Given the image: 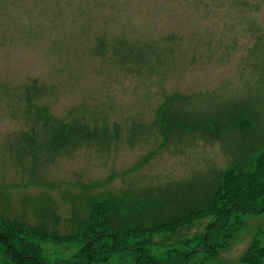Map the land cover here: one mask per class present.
I'll list each match as a JSON object with an SVG mask.
<instances>
[{
    "label": "rangeland",
    "instance_id": "374dc122",
    "mask_svg": "<svg viewBox=\"0 0 264 264\" xmlns=\"http://www.w3.org/2000/svg\"><path fill=\"white\" fill-rule=\"evenodd\" d=\"M60 123L78 128L65 144L54 140ZM263 148L264 0H0L3 227L67 234L105 198L153 225ZM248 216L220 251L226 264L264 221ZM211 220L145 249L161 261ZM43 247L54 264L79 246ZM5 249L0 264H19ZM133 259L121 250L109 264Z\"/></svg>",
    "mask_w": 264,
    "mask_h": 264
},
{
    "label": "trees",
    "instance_id": "16d2710c",
    "mask_svg": "<svg viewBox=\"0 0 264 264\" xmlns=\"http://www.w3.org/2000/svg\"><path fill=\"white\" fill-rule=\"evenodd\" d=\"M77 129L71 124L60 123L54 140L68 143ZM250 166L234 165L226 169L220 183L206 197L179 204L177 211L161 220L156 216L158 220L153 225L141 224L142 213L134 223L127 212L114 213L115 203L111 198L92 199L88 202L87 215L73 217L76 222L73 232L52 234L33 228L11 229L0 225V241L7 255L13 258L11 260L19 264H51L43 247L49 242L79 246L71 258L54 264H109L111 257L121 250L133 253L134 259L129 264H226L218 256L220 251L231 247L235 235L242 230L243 217L264 216V148ZM206 217L212 220L203 233L170 246L167 244L161 253V261L145 249L153 236L174 234L181 227ZM145 233L150 236L139 238ZM253 235L237 264H264V221Z\"/></svg>",
    "mask_w": 264,
    "mask_h": 264
},
{
    "label": "water",
    "instance_id": "95a60500",
    "mask_svg": "<svg viewBox=\"0 0 264 264\" xmlns=\"http://www.w3.org/2000/svg\"><path fill=\"white\" fill-rule=\"evenodd\" d=\"M207 235H208V232H207V234H206V236H205V240H206Z\"/></svg>",
    "mask_w": 264,
    "mask_h": 264
},
{
    "label": "flooded vegetation",
    "instance_id": "af4514ba",
    "mask_svg": "<svg viewBox=\"0 0 264 264\" xmlns=\"http://www.w3.org/2000/svg\"><path fill=\"white\" fill-rule=\"evenodd\" d=\"M10 257V256H9ZM10 259H12L13 260V258L12 257H10Z\"/></svg>",
    "mask_w": 264,
    "mask_h": 264
}]
</instances>
